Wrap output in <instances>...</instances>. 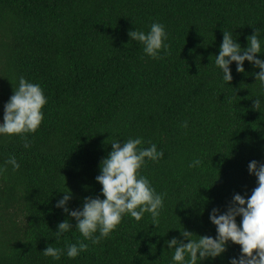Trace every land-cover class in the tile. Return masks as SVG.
Returning a JSON list of instances; mask_svg holds the SVG:
<instances>
[{"label":"trees","instance_id":"obj_1","mask_svg":"<svg viewBox=\"0 0 264 264\" xmlns=\"http://www.w3.org/2000/svg\"><path fill=\"white\" fill-rule=\"evenodd\" d=\"M153 22L168 33L159 59L128 36ZM255 29L264 52V0H0V122L20 77L47 97L41 125L26 134L30 147L21 136H0V165L9 156L20 164L0 173V264H173L165 241L184 239L180 230L214 238L210 212L226 211L234 194L250 196L257 178L248 164L264 162L260 69L245 60L241 73L233 62L226 83L214 64L224 31L245 48ZM129 137L164 153L140 170L164 195L157 226L150 213L139 222L126 215L99 244L75 228L57 240L59 222L76 223L56 207L65 187L72 210L85 197L103 198L100 161L110 142ZM77 241L88 249L69 259L66 247ZM48 245L65 254L45 257ZM239 254L229 242L201 264H229Z\"/></svg>","mask_w":264,"mask_h":264},{"label":"clouds","instance_id":"obj_2","mask_svg":"<svg viewBox=\"0 0 264 264\" xmlns=\"http://www.w3.org/2000/svg\"><path fill=\"white\" fill-rule=\"evenodd\" d=\"M129 41H136L143 46V53L152 58H161V52H168V33L165 26L153 22L147 32L132 29L128 32ZM247 46L241 47L233 32L224 31L218 54L214 64L222 72V79L229 83L232 80L230 65L235 62L236 70L244 73V62L247 60L260 69L255 73V81L264 88V59L256 54L262 52V41L259 30L246 37ZM260 99L255 98L253 107L259 110ZM47 104V97L38 83H33L20 77L13 94L4 104L3 118L0 122V136L18 135L25 139L24 147H30L27 142L28 133H35L44 119L42 109ZM187 127V122H184ZM142 138L129 137L127 140L114 139L111 150L100 161L99 174L95 180L101 185L100 196L85 197L82 207L72 210L67 204L72 198L71 190L65 187L64 195L56 207L61 208L69 217L75 219L73 224L65 219L58 223L55 237L59 240L64 233L73 228L78 230L84 240L92 244H99L102 238L109 237L126 215H130L139 222L150 213L153 225L157 226L161 209L164 207V195L156 192L150 180L140 174V170L147 161L158 162L164 156L155 143L146 148ZM200 160L194 159L189 167L199 166ZM10 165L18 170L20 164L14 156H9L0 173ZM248 171L257 178V186L247 198L241 194H234L230 205L223 213L213 208L209 219L216 227L213 238L208 235H198L193 239V233L180 230L184 239L173 237L165 241L168 249H174L173 264H201L204 260H214L226 250L229 242L240 245V254L229 258V264H264V162L250 161ZM240 217L239 224L236 217ZM98 233V235H97ZM187 241V242H185ZM88 249L83 241L69 243L66 255L69 259L77 258L81 252ZM45 257L60 260L65 249L48 245L43 251Z\"/></svg>","mask_w":264,"mask_h":264}]
</instances>
